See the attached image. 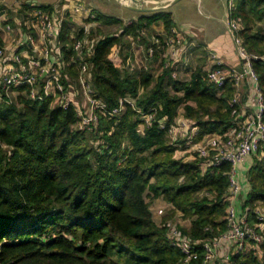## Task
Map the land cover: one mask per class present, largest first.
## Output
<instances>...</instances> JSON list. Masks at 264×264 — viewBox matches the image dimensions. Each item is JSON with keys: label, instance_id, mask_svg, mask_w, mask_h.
<instances>
[{"label": "trees", "instance_id": "16d2710c", "mask_svg": "<svg viewBox=\"0 0 264 264\" xmlns=\"http://www.w3.org/2000/svg\"><path fill=\"white\" fill-rule=\"evenodd\" d=\"M230 18L239 23L246 51L264 56V0H233ZM95 20L121 26L117 33L89 38L95 94L108 109L125 97L134 106L99 115L96 125L80 130L74 109L53 107L50 99L19 94L16 103L0 101V264H180L166 225L153 220L148 201L155 199L189 221L180 230L193 241H211L226 229L230 165L206 166L207 159L196 154H177L232 125V83L218 91L202 66L186 81L173 78L170 68L156 78L144 69L135 75L120 69L124 38L139 37L157 21L169 34L174 23L168 11L141 14L125 25L100 13ZM68 30L62 24L57 36L64 63L73 55ZM252 65L264 101V61ZM67 67L62 76L75 79L76 65ZM153 108L154 121L144 125L136 110ZM179 110L195 131L181 142L167 133ZM252 156L245 216L264 227V217L260 221L254 211L260 204L264 215V146ZM231 262L264 264V252L236 253Z\"/></svg>", "mask_w": 264, "mask_h": 264}, {"label": "built area", "instance_id": "2783aa9c", "mask_svg": "<svg viewBox=\"0 0 264 264\" xmlns=\"http://www.w3.org/2000/svg\"><path fill=\"white\" fill-rule=\"evenodd\" d=\"M227 5L228 9H232L233 1L228 0ZM73 12L85 16L86 22L71 37L73 55L69 63H64L61 55H52L53 45L58 41L61 23L52 12L40 6H33L29 21H24L26 44L31 46L36 40L41 44L39 58L30 56L27 51L28 45H25L23 49L15 51L7 59L5 47L0 41V101L7 104L16 103V97L19 94L34 101L50 99L53 107L73 108L78 119L75 127L84 130L96 125L99 115H119L126 104L134 106V100L129 97L122 98L117 107L108 109L106 103L96 96L89 71L91 57L89 38L92 28L95 27V14L83 5L77 4L73 6ZM4 29L12 28L7 24ZM239 29V23L234 19L228 22L227 32L235 53L242 63V69L240 71L223 69L222 62L215 55H210L211 66L204 68L208 81L218 91L227 81H230L235 89L229 102L231 116L234 119L232 125L223 134L206 135L197 142H189L183 150L185 153L196 154L198 157L207 159L206 166H217L222 162L230 165L227 173L229 184L226 197V229L211 241H193L183 235L177 225H170L166 236L171 245L179 250L180 264H209L218 256L223 264H233L231 262L233 254L253 252L258 256L264 252L261 248L264 247L263 225L249 224L245 214L241 216L237 214L234 205L235 199L242 190L237 166L247 157L257 154L264 146V101L258 76L252 65L253 60L260 58L264 61V56L257 57L246 51L238 35ZM181 39V35L175 28H171L169 34L154 35L146 49L147 55L154 57L159 50L162 69L169 68L172 61L180 59L181 52L178 51V47L181 45ZM52 56H54L53 60ZM71 62L76 65L75 79L68 75L62 76L65 70L62 67L70 65ZM246 78L254 84V92L247 103H242L239 88ZM65 79L69 81L70 86ZM21 87H25V91L20 92ZM247 109L249 111H246ZM136 112L144 125H149L156 117L154 108L147 112L137 109ZM176 123L174 120V123L167 128V133L172 139L175 137L177 127L182 132L191 131L192 135L195 134L187 119L182 120L179 125ZM159 124L162 128L166 127L163 121ZM254 211L258 219L262 221L263 211L259 207H256ZM231 245L234 246V251L230 254Z\"/></svg>", "mask_w": 264, "mask_h": 264}, {"label": "crops", "instance_id": "0c3cea01", "mask_svg": "<svg viewBox=\"0 0 264 264\" xmlns=\"http://www.w3.org/2000/svg\"><path fill=\"white\" fill-rule=\"evenodd\" d=\"M37 0H28L25 5L27 8L32 6H49L47 9L48 11L52 12L54 17L58 20H60L61 26L62 24L68 25V36L71 39V37L74 36L75 32L78 30V28L81 26V23L84 22L85 16H80L78 14H75L73 12V6L75 4L77 5H83L84 8L89 9L96 15V13H100L105 16L109 17H115L122 21V24H130L132 21H136L139 16L143 13L134 12V15L125 17V16H112L108 15L105 11V9L101 10L99 7L100 1L102 0H51L47 4H37ZM116 3L115 0H104L102 2H106L107 4L109 2ZM202 4V0H200ZM117 4V3H116ZM2 3L0 0V41L1 44L5 47L7 59L10 57L12 53L15 51L23 49L26 44V29L23 23H20L19 21V27L13 28L11 26V30H5L4 27L6 21L4 20V13L5 10L2 8ZM121 6V5H120ZM206 6H208V9L210 6L208 5V0H206ZM169 9V8H168ZM167 10V9H166ZM165 10V11H166ZM169 12V11H168ZM138 13V14H137ZM171 13V12H170ZM147 14V13H146ZM150 14V13H148ZM172 15V13H171ZM229 17V16H228ZM172 20L174 23V27L178 32L179 30L176 28L175 21ZM95 28H98L99 26H114V25H103L100 22H97L95 20ZM226 27L227 30V23L224 22L223 24ZM182 39H181V45L178 47V51L181 52L179 56V60H174L170 63L169 68L172 70V77L178 80L186 81L190 78L191 73L197 66H202L204 68H208L211 66L210 61V55H215L223 65V69L225 70H234V71H240L242 69V63L240 59H238L231 38L228 35L227 31H225L222 35L214 36L210 39V41L201 42V40L195 39L192 37V30L193 24L185 23L184 24ZM117 32V31H116ZM114 32V33H116ZM119 32V31H118ZM34 33V31H33ZM166 33L162 23L160 21L154 22L147 27H145L141 35L139 37H125L124 42L125 45L124 49L122 51V57L124 61L121 62L120 69L122 71H125L127 74L135 75L139 70L144 69L148 71L154 78H156L161 72H162V66H161V55L159 50L156 51L154 57H149L147 55L146 49L149 47L152 41V37L157 34H163ZM180 33V32H179ZM182 33V32H181ZM181 35V34H180ZM91 39V38H90ZM98 37H95V40H97ZM94 42L90 41V45H92ZM40 42L35 41L33 45H28L27 51L28 54L34 58H39L40 56ZM208 47V48H207ZM209 49L206 53L205 49ZM60 44L57 41L53 45L52 55H60L59 52ZM201 51L203 52L202 55H200ZM124 56V57H123ZM202 58L201 62L199 63L198 58ZM51 59H54V56L51 57ZM188 63H191V66L193 64L192 69H189V71H185V67ZM65 70L68 69L67 66L62 67ZM64 70V71H65ZM1 74V73H0ZM67 75L65 74L64 77ZM65 82L70 86L71 84L68 83L69 81L65 79ZM253 83L248 79H244L242 83L240 84L239 92L241 94L242 103H247L251 96L253 95ZM246 111H249L248 109ZM182 120H186L182 113L178 114L177 118L175 119L176 124H180ZM178 130V127L176 129V132ZM176 134V133H175ZM177 155H185L186 153L184 151H178ZM254 156H249L243 161L241 164H239V171L241 173H244V170L246 167H249L250 164L253 162ZM248 168L245 170V174H248ZM240 181V180H239ZM247 182V180H246ZM242 190L241 193L237 196V198L234 201V205L236 208V212L239 216L245 214V197L247 192L249 191L248 183L247 185L245 183H242ZM159 199H155V201H158ZM162 200V199H161ZM163 202V201H162ZM166 206V202H163ZM166 203V204H165ZM151 210V209H150ZM185 227H189V222L185 225ZM231 253L234 251V246L231 245ZM230 250V249H229Z\"/></svg>", "mask_w": 264, "mask_h": 264}, {"label": "rangeland", "instance_id": "374dc122", "mask_svg": "<svg viewBox=\"0 0 264 264\" xmlns=\"http://www.w3.org/2000/svg\"><path fill=\"white\" fill-rule=\"evenodd\" d=\"M27 1L28 0H1L2 3L1 6L5 10L4 13V20L6 21L5 24H9L15 29L19 27L18 24L19 22L24 24V21H29L31 17V9L33 8V6L27 8L25 5ZM50 1L51 0H37L36 2L37 4L45 5ZM102 1H100L99 7L101 10L105 9L108 15L128 17L135 14L129 9H126L112 1L109 2L108 4ZM227 2L228 0H208V5L210 6V8L208 9V6H206V0H202V4L200 0H180L166 11L172 13L173 19L176 24V28L179 30L180 32L179 34H181V36L182 34H184L183 32H185L183 30V28L185 27L184 24L190 23L193 24L194 26L193 28H191L193 32L192 37H194L195 39L199 38L201 42H206V41H210L212 37L222 35L225 31H227L226 27L223 24L224 22L228 24V22L232 20V18H230L231 9H228ZM84 22H82L81 25L85 24ZM181 26L183 28H181ZM120 27L121 26L118 25L109 26V27L99 26L98 28L94 27L92 28V32H91V40L93 38L95 39V37L114 34V32L119 31ZM207 48L205 49V51H203L204 53H206L209 50ZM203 52L201 51L200 55H202ZM198 59H199V63H202L201 62L202 58L200 57ZM184 67H185V71L188 72L189 69H192L193 64L191 66V63L190 64L188 63V65ZM179 113L181 114L182 111L179 110ZM176 133L177 134H175V138L177 137L176 139L181 142L184 139V137H186L190 132L188 131L185 133L182 132L180 129H178ZM186 155L188 154H185V156ZM251 165L252 164H250L249 167H246V169L248 168L249 170ZM245 170L244 173H241L239 171V166H237L238 179L240 180L241 185L242 183H245L247 185L246 182L247 175L245 174ZM162 201L163 200L161 199H159L158 201L155 200L148 201L153 216V220L155 221V223L160 224L161 222H163L167 228L170 225L171 226L177 225L178 228L186 229L187 227H185V225L189 221L181 219L179 212H174L173 214H171L172 207L166 203L165 206L163 203L164 201L163 202ZM257 207H259V209L263 211L262 206L260 204H257ZM229 251H230L229 253L231 254L232 249L230 248ZM219 258L220 256L215 258L209 264H223Z\"/></svg>", "mask_w": 264, "mask_h": 264}, {"label": "water", "instance_id": "95a60500", "mask_svg": "<svg viewBox=\"0 0 264 264\" xmlns=\"http://www.w3.org/2000/svg\"><path fill=\"white\" fill-rule=\"evenodd\" d=\"M122 7L143 14L164 11L180 0H115Z\"/></svg>", "mask_w": 264, "mask_h": 264}]
</instances>
